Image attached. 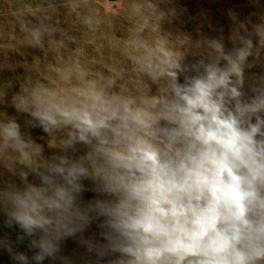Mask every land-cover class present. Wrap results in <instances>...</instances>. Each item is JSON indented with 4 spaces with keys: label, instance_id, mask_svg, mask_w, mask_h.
I'll return each instance as SVG.
<instances>
[{
    "label": "clouds",
    "instance_id": "1",
    "mask_svg": "<svg viewBox=\"0 0 264 264\" xmlns=\"http://www.w3.org/2000/svg\"><path fill=\"white\" fill-rule=\"evenodd\" d=\"M256 15L229 11V48L166 28L172 0H0V56L27 73L17 115L0 110V167L20 181L0 188V212L32 252L0 240L15 264H72L61 244L78 234L95 264H264ZM93 222L101 240L83 236Z\"/></svg>",
    "mask_w": 264,
    "mask_h": 264
},
{
    "label": "rangeland",
    "instance_id": "2",
    "mask_svg": "<svg viewBox=\"0 0 264 264\" xmlns=\"http://www.w3.org/2000/svg\"><path fill=\"white\" fill-rule=\"evenodd\" d=\"M261 7H257L252 3V0H172V6L177 9L178 16L170 25H165L169 30L183 31L193 38H199L200 35H204L210 38H218L223 36L225 38V44L227 47H231L227 37L230 35L232 21L230 20L229 11H235L241 19L249 16L251 13H256V16H252L253 21H258L261 14H264V0H260ZM11 19V18H9ZM0 24H5V19L0 17ZM30 52L32 50H25ZM39 55L38 52L34 53ZM27 60L31 62V54L28 55ZM25 57H22L16 53H9L7 60L3 56H0V64H7L8 67H0V86L10 84L11 87L7 89L5 100L8 103L0 104V110L7 111L10 115H17L15 110L10 105L11 96L19 90L18 77L22 78L26 75V71L23 67L19 66ZM192 60V57H189ZM264 64V54H262L261 61L258 66L253 68L251 74H264V67L260 65ZM25 117H18V122L23 125ZM38 143L45 145L46 155H51V151L47 149L46 134L41 129H29L28 130ZM44 136L45 139L41 140L40 137ZM81 153L83 149H80ZM29 180L38 183V178L30 176ZM14 181L20 184L17 177H13L3 167H0V188H3L6 182ZM86 189L93 187L90 181H84ZM97 194L86 190L82 194V199L87 202L96 198ZM6 217L0 212V240L8 239L14 246L15 251L26 252L31 257L32 252L28 250V239L25 238L23 242L17 241V236L22 235L18 226L8 228L5 226ZM97 222L93 224L83 233L85 239L95 238L101 240L99 237V229L96 226ZM61 255L68 257L72 264H95L94 254L87 252L86 247L80 243V234L76 237L66 239L61 244ZM0 264H15L11 255L7 250L0 246ZM43 264H61L59 260L53 261L46 259Z\"/></svg>",
    "mask_w": 264,
    "mask_h": 264
}]
</instances>
